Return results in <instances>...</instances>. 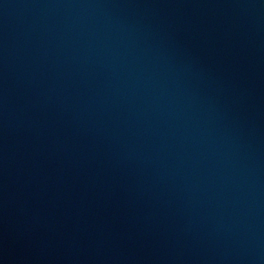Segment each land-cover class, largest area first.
Segmentation results:
<instances>
[{
	"label": "water",
	"instance_id": "1",
	"mask_svg": "<svg viewBox=\"0 0 264 264\" xmlns=\"http://www.w3.org/2000/svg\"><path fill=\"white\" fill-rule=\"evenodd\" d=\"M0 77L163 264H264V0H0Z\"/></svg>",
	"mask_w": 264,
	"mask_h": 264
}]
</instances>
